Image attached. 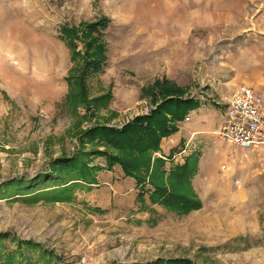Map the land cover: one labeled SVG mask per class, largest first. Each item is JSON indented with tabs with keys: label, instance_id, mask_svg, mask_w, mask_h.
Masks as SVG:
<instances>
[{
	"label": "rangeland",
	"instance_id": "rangeland-1",
	"mask_svg": "<svg viewBox=\"0 0 264 264\" xmlns=\"http://www.w3.org/2000/svg\"><path fill=\"white\" fill-rule=\"evenodd\" d=\"M100 16L109 19L105 65L81 79L80 99L66 103V76L73 67L80 74L83 60L78 54L72 61L60 27ZM9 23L18 33L10 35ZM227 27H240L241 39L254 30L264 35V0H0V234L41 245H22L20 264H264V144L244 149L213 134L216 140L197 147L200 164L192 156L190 173L164 181L200 199L185 214L151 204L148 194L142 205L108 189L109 180L87 186L65 168L56 177L52 163L78 152L116 154L103 136L84 133L120 129L147 114L155 102L141 89L155 79L219 100L203 67L220 54ZM76 50L84 52L81 41ZM90 164L106 169L102 156ZM66 186L62 198L51 195ZM0 244L4 252L18 249Z\"/></svg>",
	"mask_w": 264,
	"mask_h": 264
},
{
	"label": "trees",
	"instance_id": "trees-1",
	"mask_svg": "<svg viewBox=\"0 0 264 264\" xmlns=\"http://www.w3.org/2000/svg\"><path fill=\"white\" fill-rule=\"evenodd\" d=\"M108 24L109 19L106 16H100L94 21L81 23L79 26L81 31L78 30L79 27L75 28L68 24H63L60 27L59 38L70 49L72 61L74 60V55L78 54H81L80 58L83 60L77 64L81 70L80 74L75 75L74 72L77 70H74L73 67L72 73L66 76V80L70 83V92L66 97V103L73 102L76 98L80 99L83 95L81 79L85 75L96 74L103 70L106 61L104 34ZM79 40L83 43L85 54L76 50ZM75 81H78V90L73 88V82ZM141 92L142 95L150 96V100L155 102L154 107L147 114L134 117L120 129L96 126L84 133L87 138H93L98 135L103 136L107 143L116 150V154L94 150L92 152H78L70 157L58 158L52 162L55 166L54 170L58 171L56 177H59V173L65 168L75 171L74 179H79L86 183H94L96 180L95 172L103 167L97 164L91 165L90 159L91 157L102 156L105 157L104 168L111 169L115 164H118L125 176L133 177L136 180L139 189L136 199L140 204H144V195L148 194L151 204L162 205L180 214L188 213L192 209H198L201 207L199 198L179 192L175 193L164 183L171 173L178 177H181L186 172L190 173L189 166L184 163L176 166L166 174L163 168L164 159L155 155L160 149L161 138L175 132L177 123L198 104V101L194 97L187 95L185 89L165 78L155 79L151 85L143 87ZM109 97L110 94L107 93L94 98L93 101H102L109 99ZM146 184H150L152 189L146 188ZM26 189L22 188L23 191ZM68 190L69 187L67 186L61 189L57 188L52 191L51 195L59 199ZM3 240L11 241L18 249L4 252L0 244V264H20L18 257L23 255V248L27 250L41 249V245L32 240L10 239L0 234V243ZM262 241H264V231L262 232ZM156 264H192V261L185 258L159 259Z\"/></svg>",
	"mask_w": 264,
	"mask_h": 264
},
{
	"label": "crops",
	"instance_id": "crops-1",
	"mask_svg": "<svg viewBox=\"0 0 264 264\" xmlns=\"http://www.w3.org/2000/svg\"><path fill=\"white\" fill-rule=\"evenodd\" d=\"M189 15L191 12L187 11L186 18ZM254 22L258 21H252V25ZM225 31L227 38L221 41V44L224 45L219 50L220 54H215L211 60H205L203 67L204 71L210 70L207 83L211 90L216 92L219 100L210 98V94L207 92L192 95L198 104L186 114L185 117L188 119L186 120L184 117L177 123L175 132L161 138L160 149L155 155L164 159L163 168L166 174L184 163L191 170L192 156L197 157L198 164H200L199 155L193 152L197 147L216 140L213 135L214 130L223 122L227 102L236 87L242 84L248 85L264 95V48L261 46L264 35H257V30H254L256 34L249 31L248 35L241 39L240 27L236 31L227 27ZM185 146H188L187 150ZM119 169L120 171L115 169L96 171L95 183L87 184V186H97L104 180L107 183L109 180L112 184L108 183V189H113V192L116 190L127 191L129 197L134 195L136 198L139 191L138 189L134 193L138 188L136 180L133 177L125 176L122 169L120 167ZM190 185L192 187V172Z\"/></svg>",
	"mask_w": 264,
	"mask_h": 264
},
{
	"label": "built area",
	"instance_id": "built-area-1",
	"mask_svg": "<svg viewBox=\"0 0 264 264\" xmlns=\"http://www.w3.org/2000/svg\"><path fill=\"white\" fill-rule=\"evenodd\" d=\"M214 135L244 149L263 145V93L244 84L236 87L227 102L223 122L214 130Z\"/></svg>",
	"mask_w": 264,
	"mask_h": 264
},
{
	"label": "bare ground",
	"instance_id": "bare-ground-1",
	"mask_svg": "<svg viewBox=\"0 0 264 264\" xmlns=\"http://www.w3.org/2000/svg\"><path fill=\"white\" fill-rule=\"evenodd\" d=\"M23 16V15H22ZM13 23H9V25H7V27H9L8 29L11 31L10 35H12V33H15V27L13 28L14 25H12ZM15 30V31H14ZM21 31V30H20ZM24 32V31H23ZM16 33H18V31H16ZM18 35V34H17Z\"/></svg>",
	"mask_w": 264,
	"mask_h": 264
}]
</instances>
